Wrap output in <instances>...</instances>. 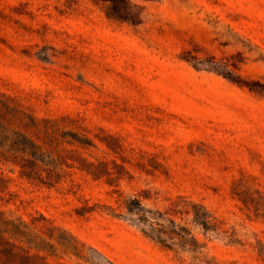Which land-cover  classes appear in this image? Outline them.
<instances>
[{
	"label": "rangeland",
	"instance_id": "374dc122",
	"mask_svg": "<svg viewBox=\"0 0 264 264\" xmlns=\"http://www.w3.org/2000/svg\"><path fill=\"white\" fill-rule=\"evenodd\" d=\"M0 92L111 173L0 159V216L44 217L51 263L264 264V0H0Z\"/></svg>",
	"mask_w": 264,
	"mask_h": 264
},
{
	"label": "trees",
	"instance_id": "16d2710c",
	"mask_svg": "<svg viewBox=\"0 0 264 264\" xmlns=\"http://www.w3.org/2000/svg\"><path fill=\"white\" fill-rule=\"evenodd\" d=\"M66 123L74 124L75 121L68 116L55 120L37 117L31 108L24 106L17 98L0 92V159L17 166L21 178L47 188L56 187L74 168L90 174L94 179L109 178L111 173L105 162L89 161L77 150L65 146H95L92 140L62 129ZM132 202L141 207L140 200L135 198ZM122 206L130 214L136 212L129 204L118 201V208ZM196 217L197 224L204 230L210 228L207 215L196 214ZM41 219L44 217L27 222L21 218L0 216V264H53L48 261L47 255L40 253L51 255L54 247L36 231L41 227L35 230L38 226L36 222ZM43 228L47 231L57 229L45 225ZM49 237L52 235L49 234Z\"/></svg>",
	"mask_w": 264,
	"mask_h": 264
}]
</instances>
